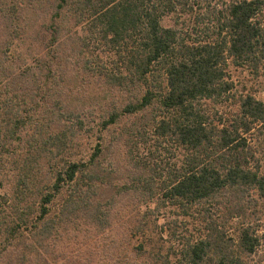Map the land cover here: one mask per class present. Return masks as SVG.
I'll use <instances>...</instances> for the list:
<instances>
[{"label": "trees", "instance_id": "1", "mask_svg": "<svg viewBox=\"0 0 264 264\" xmlns=\"http://www.w3.org/2000/svg\"><path fill=\"white\" fill-rule=\"evenodd\" d=\"M70 67L110 94L96 117ZM231 67L264 77V0H0V264H53L63 235L110 232L122 197L176 217L155 231L144 214L111 264H254L264 95ZM150 135L172 168L136 155Z\"/></svg>", "mask_w": 264, "mask_h": 264}, {"label": "rangeland", "instance_id": "2", "mask_svg": "<svg viewBox=\"0 0 264 264\" xmlns=\"http://www.w3.org/2000/svg\"><path fill=\"white\" fill-rule=\"evenodd\" d=\"M172 24L173 19L171 17H165L162 20L164 27ZM93 50L95 55L103 57L107 65L113 62L111 56L107 54V50L104 48L96 46ZM76 69L77 67H74V72H72V67L66 68L68 77H66L65 90H68L73 98L86 105L87 111L92 112L94 114L93 117H96L99 114V106H94V104L98 102L99 104H104V99L110 94L98 80L89 79ZM229 73L237 89H247L253 92L257 98H262L264 95V77L254 79L248 71L232 67L229 69ZM148 137L149 142L136 151V155L139 157L148 156L154 163L166 170L172 168L177 163L178 153L174 152V148L171 145L162 144L159 140H154L155 138L152 135ZM260 155L264 160V149L261 150ZM12 184L13 181L8 180V178L0 177V207L2 206L1 198L5 193H8V189ZM146 212L144 206H136L130 198H120L112 211L113 226L110 232L99 235L91 228L81 226L79 230L63 235L62 239L55 244V251L51 256V260L55 262L52 263L68 264L64 262L71 261L72 263L69 264H76V262L81 264H111L114 259L112 256L114 253L106 252V248L108 247L109 249L112 244L119 246L118 255L120 259L121 257H128L126 233L144 214H148L146 215L148 217L147 220L150 219L152 230L155 231H159L163 224L173 223L176 217V211L169 209ZM251 260L254 264H264V234L260 240V246L251 257Z\"/></svg>", "mask_w": 264, "mask_h": 264}]
</instances>
